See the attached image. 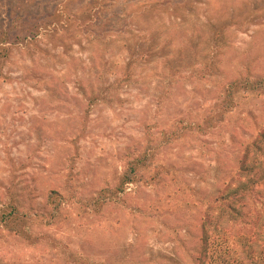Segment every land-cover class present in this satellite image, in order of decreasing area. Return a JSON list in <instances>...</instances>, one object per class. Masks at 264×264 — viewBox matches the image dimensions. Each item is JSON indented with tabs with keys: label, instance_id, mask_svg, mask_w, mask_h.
I'll use <instances>...</instances> for the list:
<instances>
[{
	"label": "rangeland",
	"instance_id": "rangeland-1",
	"mask_svg": "<svg viewBox=\"0 0 264 264\" xmlns=\"http://www.w3.org/2000/svg\"><path fill=\"white\" fill-rule=\"evenodd\" d=\"M259 79L264 0H0V264H194Z\"/></svg>",
	"mask_w": 264,
	"mask_h": 264
},
{
	"label": "trees",
	"instance_id": "trees-1",
	"mask_svg": "<svg viewBox=\"0 0 264 264\" xmlns=\"http://www.w3.org/2000/svg\"><path fill=\"white\" fill-rule=\"evenodd\" d=\"M263 83L264 79H259L246 84L254 90ZM232 85H236L235 82ZM231 86L227 97L233 92ZM232 102V98H227L225 109L231 108ZM251 145L256 151L264 152V127ZM248 156L246 151L239 167L244 179L230 180L223 193L212 201V216L209 214L201 226L194 264H264V217L247 211L248 202L257 201L264 185V163L260 159L248 163ZM146 161L144 157L134 159L130 171L122 175V181H135L139 168L145 166ZM0 222L8 223L4 217H0Z\"/></svg>",
	"mask_w": 264,
	"mask_h": 264
}]
</instances>
